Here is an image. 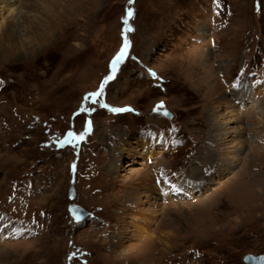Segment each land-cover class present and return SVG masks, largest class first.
Segmentation results:
<instances>
[{
	"label": "rangeland",
	"instance_id": "1",
	"mask_svg": "<svg viewBox=\"0 0 264 264\" xmlns=\"http://www.w3.org/2000/svg\"><path fill=\"white\" fill-rule=\"evenodd\" d=\"M0 6V37L13 29L0 51V264L264 255V0ZM216 105L227 120L239 112L226 137L213 131ZM67 130L83 139L60 148ZM71 202L87 216L72 217Z\"/></svg>",
	"mask_w": 264,
	"mask_h": 264
},
{
	"label": "bare ground",
	"instance_id": "2",
	"mask_svg": "<svg viewBox=\"0 0 264 264\" xmlns=\"http://www.w3.org/2000/svg\"><path fill=\"white\" fill-rule=\"evenodd\" d=\"M10 1V0H9ZM80 1V0H79ZM1 2H4V1H1ZM86 3V2H85ZM4 4V3H3ZM83 4V3H82ZM6 5H4L3 6V8L5 7ZM1 7V6H0ZM79 7V6H78ZM86 10V9H85ZM37 27V26H36ZM13 29L12 28H10L9 26H7V30H5L4 32H3V34L1 35V37H0V51L2 52V53H6V52H8L9 50H8V46H9V44L10 43H12L13 42ZM10 47V46H9ZM250 88H249V86L248 85H243V86H239V87H237L236 89H235V91H234V93L232 94L234 97H237L240 101V103L241 102H244V101H248V100H250L249 98H250V95H251V93H250ZM254 99V98H253ZM227 101H230L229 99H226ZM255 100V99H254ZM232 101V100H231ZM226 105H229V103H227V102H224ZM256 103L255 102H252L251 103V106L252 105H254L255 107H256V105H255ZM231 105V104H230ZM228 107H230V106H228ZM218 108H219V105L217 106H214V108H213V110H211V114H210V116H209V118L213 121V131H215V136H223V135H225L228 131L230 132V129L228 128V127H225V125H224V123H226L225 121H228L229 119H231V117H232V115L233 116H236V115H238V111H235V110H230V111H228L227 113H229V116H231V117H229V119L227 120V118L225 119V116L224 115H221L220 113H219V111H218ZM260 112V111H259ZM258 112V113H259ZM232 114V115H231ZM258 115V114H257ZM262 119H263V115H261L260 116ZM234 119V118H233ZM225 120V121H224ZM260 121V120H259ZM234 131H238L239 130V128H237V129H233ZM240 131V130H239ZM227 135H225V137H226ZM222 138V137H221ZM218 139V138H217ZM114 166H115V164H114ZM114 166L112 165V168L114 169ZM184 184V181H183V179L181 180V178L178 180V183H177V186H176V184H175V187H178V186H180V184ZM152 198V197H151ZM134 199H137L138 201L140 200V199H138L137 197L136 198H134ZM142 200V199H141ZM137 201V202H138ZM141 202H143V200L141 201ZM74 251V250H73ZM71 258H72V255L71 254H68L67 256H66V261L65 262H71ZM76 259V258H75Z\"/></svg>",
	"mask_w": 264,
	"mask_h": 264
},
{
	"label": "water",
	"instance_id": "3",
	"mask_svg": "<svg viewBox=\"0 0 264 264\" xmlns=\"http://www.w3.org/2000/svg\"><path fill=\"white\" fill-rule=\"evenodd\" d=\"M154 112L162 114L167 118L172 117V114L168 109H156L154 110ZM69 133H72V131L67 130L65 132L62 138L58 141V147L63 148L66 146V144L69 143V141H71L72 136H69L68 135ZM74 196H75L74 188L70 187L68 197L69 199H72ZM68 211L69 214L77 220H81L85 218L88 214L87 211L82 206L72 202L68 205ZM243 261L248 264H264V255L263 254L253 255L248 253L243 257Z\"/></svg>",
	"mask_w": 264,
	"mask_h": 264
},
{
	"label": "snow or ice",
	"instance_id": "4",
	"mask_svg": "<svg viewBox=\"0 0 264 264\" xmlns=\"http://www.w3.org/2000/svg\"><path fill=\"white\" fill-rule=\"evenodd\" d=\"M129 2L131 3V0H129ZM132 14H133L132 10L129 9L127 15L129 17H131ZM126 52H127V44H125V46L121 49V51L115 57V59L113 61V69L114 70H115L116 63L123 59V57L125 56ZM111 79H113V75H110V76L106 77L105 80L101 82L99 89L96 92L90 93L88 96H86L85 100H88L91 97L92 102L96 103L97 102L96 98L102 96V94L104 92L105 85ZM159 107H162V104L160 106H158V108ZM81 110L87 112L89 109L82 108ZM68 135L69 136H73V138H75V139H83V135H80L79 137H75L73 133H69Z\"/></svg>",
	"mask_w": 264,
	"mask_h": 264
}]
</instances>
